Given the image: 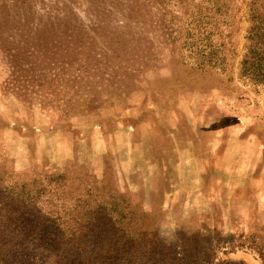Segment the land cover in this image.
<instances>
[{"label":"rangeland","instance_id":"1","mask_svg":"<svg viewBox=\"0 0 264 264\" xmlns=\"http://www.w3.org/2000/svg\"><path fill=\"white\" fill-rule=\"evenodd\" d=\"M124 1L0 0V264H77L61 234L99 213L186 263L264 264V85L241 71L251 0H220L232 26L211 66L205 41L168 40L155 8L126 20ZM102 11L96 41L24 39Z\"/></svg>","mask_w":264,"mask_h":264},{"label":"trees","instance_id":"2","mask_svg":"<svg viewBox=\"0 0 264 264\" xmlns=\"http://www.w3.org/2000/svg\"><path fill=\"white\" fill-rule=\"evenodd\" d=\"M114 2H111L110 6ZM124 2L125 9L123 11L126 20L133 22L140 20L139 24H143L141 20L149 14L148 7L155 8L162 13V16H166L165 23L160 21H158L160 24L157 23L162 27V33L168 40L172 41L174 36H178L174 41H184L183 48H186L188 41H205V45L196 47V53L201 58L198 64L201 66H211L214 62L216 64V46L212 41H220L222 37V32L219 31L220 24L225 29L232 26L228 21L230 10L226 4H222L220 0H125ZM153 4L155 5L153 6ZM170 5L176 8V13L185 18L183 24L178 16L172 18L170 13L161 12L160 8L164 11ZM249 7V27L245 37L246 46L241 62V71L253 83L264 85V0H251ZM66 9L69 13L70 10ZM89 11L91 12V10ZM61 12L64 11L61 10ZM107 15L103 11L91 14L93 19H89L88 23L92 27L82 26L83 24L73 16L62 26L39 25V27H34L33 32L31 31L24 39L25 41H96L95 37H91L89 33L101 38L99 35L101 32L97 30L107 23L103 19ZM173 21H178L177 25L175 24L176 29L170 26L174 24ZM101 24L102 26H100ZM227 37H229L228 34L224 38ZM108 41L126 40L113 33ZM187 52L189 55L195 54L193 51ZM221 64L219 65L221 66ZM99 215L100 213L96 219L79 223L75 228L66 232V235L61 234L66 244L81 255L82 258L77 261V264H198L195 260L186 263L178 253L159 247L151 232L142 231L138 234H128L108 218L107 221H103L104 216L102 218ZM95 221L96 226L94 225ZM100 223L103 224L100 226ZM102 226L106 231L105 234H100L98 229ZM32 259L31 263L24 261L20 264H39L37 258ZM44 264L73 263L67 261L64 255L52 253L45 259Z\"/></svg>","mask_w":264,"mask_h":264}]
</instances>
